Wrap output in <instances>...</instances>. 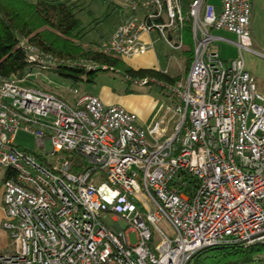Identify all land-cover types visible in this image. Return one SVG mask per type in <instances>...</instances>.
Returning <instances> with one entry per match:
<instances>
[{
	"label": "built area",
	"instance_id": "built-area-1",
	"mask_svg": "<svg viewBox=\"0 0 264 264\" xmlns=\"http://www.w3.org/2000/svg\"><path fill=\"white\" fill-rule=\"evenodd\" d=\"M120 5L123 20L100 52L140 57L157 35L173 52L192 51L189 71L174 82L125 73L173 95L143 125L136 112L92 92L75 88L74 107L29 83L34 68L56 60L24 44L31 70L0 76V169L12 173L2 181L12 250L0 252V264H186L206 246L264 247V94L243 59L245 51L264 56L253 49L252 0ZM214 31L236 36L237 57H222ZM21 132L32 147L18 142ZM63 151L81 154L87 167L74 172ZM54 155L56 162L47 158ZM162 218L172 234L158 226Z\"/></svg>",
	"mask_w": 264,
	"mask_h": 264
},
{
	"label": "trees",
	"instance_id": "trees-1",
	"mask_svg": "<svg viewBox=\"0 0 264 264\" xmlns=\"http://www.w3.org/2000/svg\"><path fill=\"white\" fill-rule=\"evenodd\" d=\"M82 10V0H0V76L24 77L31 70L25 43L54 58L56 62L52 67L71 68L88 73L91 77L103 69L102 66H107L104 70H117V67L126 65L122 58L104 54L97 47L85 46L80 42L86 30L78 17ZM183 54L186 56V66L190 68L193 53L187 51ZM88 64L98 68L87 69ZM125 73L135 77L152 76L168 82L179 78L154 68H128ZM63 155L72 161L74 172L87 167V161L81 154L63 151ZM11 175L8 171L4 178ZM241 246L237 242L213 246L194 254L190 264H242L254 260L253 252L241 249Z\"/></svg>",
	"mask_w": 264,
	"mask_h": 264
},
{
	"label": "rangeland",
	"instance_id": "rangeland-1",
	"mask_svg": "<svg viewBox=\"0 0 264 264\" xmlns=\"http://www.w3.org/2000/svg\"><path fill=\"white\" fill-rule=\"evenodd\" d=\"M36 2L37 0H28ZM218 3L217 0H211ZM84 10L78 17L81 19L85 27V36L80 42L85 46H96L103 40L110 38L116 27L123 20L122 9L119 8L121 0H82ZM261 2L255 5L252 14L251 31L253 37V49L264 52V7ZM128 14V11L126 12ZM186 44L191 45L189 32H186ZM189 39V40H188ZM98 47V45L96 46ZM165 47V46H162ZM157 49L160 50V44H157ZM223 51L231 56H238V48L234 45H223ZM186 56L181 54L179 57L181 65H186ZM243 59L246 69L253 75L261 85H264V58L254 51H245ZM128 68H133V65H124L117 67V70L100 69L91 77L88 73L77 71L67 67L55 68L47 67L45 69H36L31 76L32 80L29 83L38 86L44 90L54 93L61 99L67 101L74 107L76 106L77 94L74 89L78 88L80 92H100L103 90L111 98H119L121 103L126 104L129 109L137 111L139 114H155L158 106L161 103H172V94L161 88L156 82L149 81L142 85L135 82L133 79L125 77V71ZM119 69V70H118ZM134 69V68H133ZM187 73L177 75L178 79L184 78ZM133 76V75H132ZM135 77V76H133ZM141 77V76H138ZM154 78L152 76H143ZM177 79V80H178ZM150 115V116H151ZM27 139V140H25ZM28 146L32 147L34 141L27 137L23 139ZM47 149L51 150L50 142H47ZM47 156L46 153H44ZM49 160L56 162L57 156L47 157ZM109 226H113L115 222L112 217L107 218ZM158 226L166 233L172 234V226L166 218H162L157 223ZM120 225L125 227V224L120 222ZM153 232L154 243L160 240L159 232L154 225H150ZM131 243L137 241L134 233L129 234ZM241 249L252 251L254 260L242 264H264V247L255 245L252 247L241 246Z\"/></svg>",
	"mask_w": 264,
	"mask_h": 264
},
{
	"label": "crops",
	"instance_id": "crops-1",
	"mask_svg": "<svg viewBox=\"0 0 264 264\" xmlns=\"http://www.w3.org/2000/svg\"><path fill=\"white\" fill-rule=\"evenodd\" d=\"M218 1V0H217ZM264 2V0H252V4H253V9L255 7V5ZM214 33L217 36L222 37L223 39L218 40V46L220 49V53L222 55V57L224 59H232L235 58L237 56H231L230 54H226L223 51V45H234L235 47L236 44V36L232 33L229 32H225V31H214ZM153 39L155 40V46L154 48H152L150 51H148L146 54L140 56V57H136V58H127V59H123L126 63V65H133L134 69H139V68H154V69H158L161 71H165L168 74L172 75V76H177V75H183L185 73H188L189 68H187L186 65H181L179 57L181 54L180 52H173L171 51L166 45L165 43L158 38L157 35H155L153 37ZM157 44H160V50L157 49ZM99 44H96V46ZM94 46V47H96ZM165 46V47H162ZM260 55V54H258ZM261 57L264 58L263 55H260ZM256 82H257V87L258 90L264 94V85H261L259 83V81L255 78ZM94 93V92H92ZM98 96L101 97V99L107 104V105H121L123 107H126L127 109H129L126 104L121 103L119 98H114V97H110L107 95L106 92H104L103 90H101L98 93H94ZM131 111L136 112L139 115V122L143 125H146L150 122H152V120L154 119L155 114L151 115V113L149 114H139L137 111L129 109ZM151 115V116H150ZM31 138V140H33L31 135H28L26 133H19L17 136V140L20 144L28 146L29 144H27L23 139L24 138ZM27 140V139H25ZM29 147V146H28ZM6 172H8V170H5L3 168L0 169V252H9L12 250V238L9 235V233L3 228L2 223L4 220V209H3V185H2V181L3 178L5 177Z\"/></svg>",
	"mask_w": 264,
	"mask_h": 264
},
{
	"label": "water",
	"instance_id": "water-1",
	"mask_svg": "<svg viewBox=\"0 0 264 264\" xmlns=\"http://www.w3.org/2000/svg\"><path fill=\"white\" fill-rule=\"evenodd\" d=\"M100 191L105 192V194H106V195H105L106 198L110 199L111 201H112V200L114 199V197H115V193H111L110 190H109V188H108V186L105 185V184L102 185V186L100 187ZM244 242H245V241H240V242H237V244H238V245H243ZM212 247H213V246H206V247L202 248L201 250L197 251L195 254H197V253H199V252H201V251H206V250H208V249H210V248H212ZM191 261H192V259L189 260L186 264H190Z\"/></svg>",
	"mask_w": 264,
	"mask_h": 264
}]
</instances>
